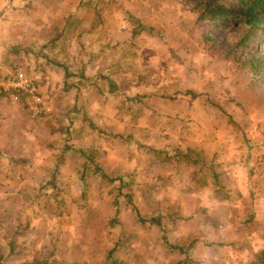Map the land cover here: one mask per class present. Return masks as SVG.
I'll return each instance as SVG.
<instances>
[{
  "label": "rangeland",
  "instance_id": "obj_1",
  "mask_svg": "<svg viewBox=\"0 0 264 264\" xmlns=\"http://www.w3.org/2000/svg\"><path fill=\"white\" fill-rule=\"evenodd\" d=\"M220 3L0 0V264H264V22Z\"/></svg>",
  "mask_w": 264,
  "mask_h": 264
},
{
  "label": "trees",
  "instance_id": "obj_2",
  "mask_svg": "<svg viewBox=\"0 0 264 264\" xmlns=\"http://www.w3.org/2000/svg\"><path fill=\"white\" fill-rule=\"evenodd\" d=\"M236 1L238 8H228L226 3H220L212 6L216 9H208L206 14L212 17L223 16L225 21L233 22L235 24H245L250 27H257L264 22V0H232ZM229 9V10H228ZM224 22V21H223ZM1 94H10L3 92ZM136 207H134L135 209ZM264 261V252L262 254Z\"/></svg>",
  "mask_w": 264,
  "mask_h": 264
},
{
  "label": "built area",
  "instance_id": "obj_3",
  "mask_svg": "<svg viewBox=\"0 0 264 264\" xmlns=\"http://www.w3.org/2000/svg\"><path fill=\"white\" fill-rule=\"evenodd\" d=\"M0 86H13L15 88L27 91H35L36 85L34 81L29 78L24 72L18 71L16 78L14 80L3 81ZM17 98V97H16Z\"/></svg>",
  "mask_w": 264,
  "mask_h": 264
},
{
  "label": "crops",
  "instance_id": "obj_4",
  "mask_svg": "<svg viewBox=\"0 0 264 264\" xmlns=\"http://www.w3.org/2000/svg\"><path fill=\"white\" fill-rule=\"evenodd\" d=\"M7 13H8V15H11V16L13 15V14L11 13L10 10L7 11L6 14H7ZM22 13H23V11H22ZM14 15H16L15 18L18 17L19 19H21V20L19 21L21 24H24V22H23L24 19H25L24 14H21V15H20L21 17L18 16L17 14H14ZM6 16H7V15H6ZM3 17H4V15H3ZM0 21H2V20L0 19ZM93 31H96V30H93ZM93 34H94V36L96 37V39H97L98 37H100L99 34H97V33H93ZM85 36H86V38H88V36H87L86 34H85ZM101 39H102V38L100 37V42H102ZM3 41H4V39L0 38V43L3 42ZM100 47H101V44H100ZM87 48H89V44H88V43L86 44V49H87ZM95 48H96V45H95ZM1 59H2V56L0 55V60H1Z\"/></svg>",
  "mask_w": 264,
  "mask_h": 264
}]
</instances>
